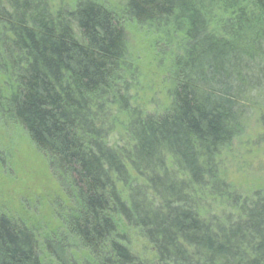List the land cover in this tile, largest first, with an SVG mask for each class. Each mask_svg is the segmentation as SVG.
Wrapping results in <instances>:
<instances>
[{
  "label": "trees",
  "instance_id": "trees-1",
  "mask_svg": "<svg viewBox=\"0 0 264 264\" xmlns=\"http://www.w3.org/2000/svg\"><path fill=\"white\" fill-rule=\"evenodd\" d=\"M215 11L228 17L211 30ZM127 19L164 42L180 35L161 116L130 105ZM259 105L264 0H125L121 14L90 0L56 13L48 0H0V115L27 132L65 190L64 230L45 242L64 260L71 238L80 264H138L117 241L123 219L158 264H264V191L221 176ZM119 129L122 144H110ZM36 249L34 231L0 212V264H42Z\"/></svg>",
  "mask_w": 264,
  "mask_h": 264
},
{
  "label": "rangeland",
  "instance_id": "rangeland-1",
  "mask_svg": "<svg viewBox=\"0 0 264 264\" xmlns=\"http://www.w3.org/2000/svg\"><path fill=\"white\" fill-rule=\"evenodd\" d=\"M53 13L59 10L69 12L78 2L84 0H48ZM101 4L114 13L125 10V0H90ZM213 13L216 27L228 15ZM127 39L128 62L133 76L128 79L130 105L146 115L161 116L171 105L172 88L169 74V58L176 52L179 36L164 42L155 30L140 25L134 20L124 21ZM179 53V52H178ZM171 59V58H170ZM251 118L245 129L226 151L221 176L227 184L241 192L264 191V144L256 140L264 136L260 121L264 116V105L253 106ZM121 120H124L120 116ZM124 126V125H122ZM124 130L119 129L109 137L110 144H122ZM132 177L133 171L129 170ZM66 202L65 190L58 175L47 162V158L36 149L27 132L18 124L0 115V212L11 219L26 224L37 238V256L42 264H80L81 250L71 238L67 261L61 251L52 254L46 250V238L54 241L60 227L62 203ZM117 241L127 247L138 264H158L154 247L141 232L123 219H118ZM60 228V230L58 229ZM57 236V235H56Z\"/></svg>",
  "mask_w": 264,
  "mask_h": 264
}]
</instances>
